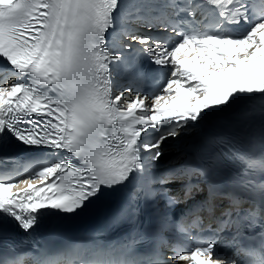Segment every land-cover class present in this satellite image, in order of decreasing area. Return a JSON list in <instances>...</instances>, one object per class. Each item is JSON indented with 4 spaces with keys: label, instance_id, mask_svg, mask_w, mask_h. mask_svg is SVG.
Masks as SVG:
<instances>
[{
    "label": "snow or ice",
    "instance_id": "6c2138e0",
    "mask_svg": "<svg viewBox=\"0 0 264 264\" xmlns=\"http://www.w3.org/2000/svg\"><path fill=\"white\" fill-rule=\"evenodd\" d=\"M253 118L258 157L242 150ZM255 169L264 0H0V264H264ZM113 202L109 227L144 225L119 247L8 244L9 224L35 237Z\"/></svg>",
    "mask_w": 264,
    "mask_h": 264
},
{
    "label": "bare ground",
    "instance_id": "6f19581e",
    "mask_svg": "<svg viewBox=\"0 0 264 264\" xmlns=\"http://www.w3.org/2000/svg\"><path fill=\"white\" fill-rule=\"evenodd\" d=\"M173 143H174V142H173ZM173 150H175V149H174V148H169V149H168V154H167V155L171 154Z\"/></svg>",
    "mask_w": 264,
    "mask_h": 264
}]
</instances>
